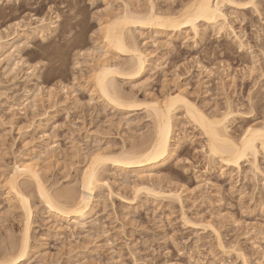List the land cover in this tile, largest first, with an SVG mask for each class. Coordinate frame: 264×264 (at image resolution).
I'll return each mask as SVG.
<instances>
[{"label":"rangeland","instance_id":"374dc122","mask_svg":"<svg viewBox=\"0 0 264 264\" xmlns=\"http://www.w3.org/2000/svg\"><path fill=\"white\" fill-rule=\"evenodd\" d=\"M149 1L158 13H175L187 2ZM149 1L0 0V45L18 48L11 63L4 60L7 49L0 54V256L18 247L24 225L8 192L12 169L31 163L51 192L79 191L92 155L137 149L151 136L152 119L141 102L164 103L179 89L208 116L230 106L228 134L236 140L246 127L264 123L262 0L257 12L224 10L242 48L233 34L201 26L195 40L188 30L133 31L137 47L152 56L138 78L114 84L139 108L114 109L99 99L96 59L105 50L110 63L127 64L126 56L105 47L101 30L124 2L145 13ZM14 60L21 63L13 72ZM174 114L172 153L143 182L161 197L144 191L135 197L134 174L107 164L100 179L108 187L95 191L92 214L80 226L49 215L32 182L21 178L32 215L31 248L20 264H243L238 253L248 264H264V157L258 156L257 176L247 162L240 172L222 167L207 158L205 140L184 110Z\"/></svg>","mask_w":264,"mask_h":264},{"label":"bare ground","instance_id":"6f19581e","mask_svg":"<svg viewBox=\"0 0 264 264\" xmlns=\"http://www.w3.org/2000/svg\"><path fill=\"white\" fill-rule=\"evenodd\" d=\"M150 2L152 1H149L148 5L150 4ZM193 2H198V0H187L184 5H181V9L177 10L178 12L176 11L175 13L171 11V13H158V10L155 11L154 9L155 6L153 7V5H151L152 3L148 6V8H146L147 11H145V13H140L138 11L134 12L131 11L128 8L127 4H124V2L121 13L113 15L111 18L109 17L110 19H108L106 27L104 26L103 28V26H101L103 28L101 30V32L103 31L102 43L104 42L105 47L109 51H112L120 56H126L127 64H125L126 66L122 65L123 68L125 67L123 69L122 66L120 67V65H116V63H110L106 58V54L108 53V51L104 50V53H102V55H100V57L96 59V64L94 67L95 69L93 70V91H96V93H98L100 97L99 99H101L102 102L114 109L123 108V110L128 109L129 111H134L135 109L139 108V105L144 106V108L148 110V114H150V116H148L152 119V134L144 143L137 147V149L132 148L125 151L122 150L118 153L101 152V154L97 153L95 155H92L88 166L85 168L82 174L81 180L79 182L80 189L77 192L74 190L63 189L53 193V191L51 192L49 188L45 186L44 181L40 177L39 171L35 168L36 165L34 166L31 163H23L21 166H15L8 176L7 186L8 192H10V194L14 196L15 202L17 201L16 203L18 204L19 209L23 214L22 216L24 217V225L22 227L23 230L18 247L14 246L16 248L14 249L12 246L13 249H11V251L6 252L5 255L2 254V256H0V262H4V264H10L12 260H17V264H20L23 259L29 256L28 254L31 248L29 242V227L31 225L30 222L32 207L29 202L30 200H28V197L24 195L25 193H23L24 189L21 190V178L27 179L28 181L32 182V184L35 186L34 189L36 191V196L39 198V201L43 204L49 215L59 219L60 221L66 223L72 222L80 226H84L85 222H87L88 220L89 215L92 214L91 211H93L92 207L94 204L93 201L95 199V191L104 185L102 183V180L100 179V173L103 172V167H107V164L111 165L114 170L120 173H125L126 175L134 174L133 176L136 178V180H138L131 187V191H133L132 194L135 197L138 196L142 191L147 193V195H152L155 198L163 196L164 193L162 191H156L154 190V188H150L148 186L149 184L145 186L143 182L144 180H149V182L152 181L153 169L159 165H162L172 153L171 146L173 143L175 131L174 112L178 107L184 110L186 116L192 122L194 127L198 128V130L200 131V135L203 136L205 140L203 148H205V153L209 160H217L222 167H226L230 170H236V172H240L241 164L243 162H247L249 164V170L254 176L262 173L260 172L261 170L259 169L257 160L259 155L264 157V147L259 146L258 137L256 136V134L264 131V123H262V125L260 124L257 127H246L243 134L239 136L238 140H236L228 134L229 120L232 116L234 117L235 115H233L230 106H228V108L226 107L227 109L222 113H215L216 115L213 114L211 116H208L207 114H204L201 109L197 108L190 100H188L187 97L184 96V92H182L181 90L179 91V89L172 95L169 94L166 99H164V103H160V101L156 102L155 99V101L153 102H148L149 104L147 102H144L145 104L141 105L143 103L141 102L140 104L138 103L139 105H137L136 103H134V101L136 102V100H134L133 97V99H131L130 97L122 96L121 94H119L120 92H118L114 84L116 83V79H136L143 72H145L148 67L149 55H152L151 53L148 54L146 50L143 51L137 47L134 42V37L132 36V32L135 30L139 32L144 29H151L156 31V33H162L163 31L179 33L182 32V30H188L192 35V39L195 40L197 37H199V27L201 26V28L204 27L203 29L211 28L217 34H233L234 38L238 40L240 47H243L244 44L240 42V37L232 32L233 29H231V25H229L228 15L226 14L227 11L225 9L230 8L238 11L255 9L254 11L257 12V8L255 7L257 2L256 0H219L221 4V12L227 17L226 21H223L220 18H217L215 22L209 20H197L195 30H193V27L190 24L175 23V21L179 20L181 17L187 14L186 9ZM224 10L226 12H224ZM125 18L128 21L137 22L121 23L125 20ZM161 18L166 22L169 20H171V22L166 23L165 26H160ZM38 23L39 26H41L40 29L45 28V23L43 20L40 19ZM53 24L54 23L52 22L48 23L47 25L48 27L53 28L55 26ZM221 27H223V31H220ZM35 28L36 30L38 29V27ZM45 30H47V27ZM2 41L3 38L0 37V43ZM12 41L14 42V40ZM5 43H3L4 45H0V54L1 52H3V50L5 51V49H7V55L4 54L5 58L2 57V59L4 58V60H8L7 62H10V60L14 58L13 54L18 53V48L12 46L13 43H10V41H8L6 44ZM19 63H21V60H14L12 62L13 72L15 69H18ZM98 79L102 81V86L97 82ZM113 101L116 102L114 103ZM165 125L166 130L162 135L161 129ZM202 125H206L208 130L206 131L205 127ZM214 125H217L215 129ZM249 128L253 130L252 133H249V138L257 139V144L255 145L257 151L255 153L251 151L247 152L245 154V158L239 160L238 163L226 162L234 159V150L231 145L243 141L244 134L248 132ZM213 130L217 132L222 141H225L224 143L217 142L216 146L221 154L216 156L210 155V134ZM229 141L231 143H228ZM93 157H98V159L94 161ZM86 185L89 186L87 190ZM104 186L108 187L107 185ZM169 196H173L174 198H176V200H179V197L176 195V193H173ZM21 197H23V199H21ZM134 199H130L129 201L127 200V202L130 203ZM49 200L53 202L54 206L52 208L48 206ZM212 232L217 236V232L214 229H212ZM217 239L219 238L217 237ZM221 243L222 242L219 243V248L223 251L224 249ZM21 249H23L22 257H20ZM237 256L241 259L242 263L245 264V261H247L246 257L242 253H238Z\"/></svg>","mask_w":264,"mask_h":264},{"label":"snow or ice","instance_id":"6c2138e0","mask_svg":"<svg viewBox=\"0 0 264 264\" xmlns=\"http://www.w3.org/2000/svg\"><path fill=\"white\" fill-rule=\"evenodd\" d=\"M215 5V6H213ZM241 6H248V5H241ZM254 6V5H252ZM187 14L183 17H181L179 20L175 21L176 24H183V23H187L192 25L193 30L196 29V21L197 20H209V21H213L215 22L217 20V18H220L223 21H226L227 17L225 14H223L221 12V4L219 2V0H198V2H193L192 4H190L188 6V8L186 9ZM130 22H137V21H128L126 18L124 21H122L121 23H130ZM171 20L169 21H164L162 18L160 19V26H165L166 23H170ZM223 27L220 28V31H223ZM118 43V41H117ZM98 83L101 84L102 86V81H100L99 79L97 80ZM114 103L116 101H113ZM205 127V130L207 131V126L206 125H202ZM215 127H217V125H214V129ZM166 130V125L164 127H162L161 129V134L163 135L164 132ZM253 130L251 128L248 129V132L244 134V139L243 141L237 143V144H232V148H233V155H234V159L231 161H226L229 163H238L239 160L244 159L245 158V154L249 151L255 153L257 151L255 145L257 144V139H250L249 138V133H252ZM256 136L258 137V144L261 147H264V131L259 132L256 134ZM217 142L220 143H224L225 141H222L220 136L217 134V132L215 130H213L210 134V155L212 156H216V155H220L221 153L218 151L217 148ZM228 143H231L230 141ZM98 157H93V160H97ZM26 171V170H25ZM89 186L86 185V190ZM21 199H23V197H21ZM48 206L50 208H52L53 202L51 200H49L48 202ZM233 251H235V248L232 249ZM23 256V249H21L20 251V257ZM0 264H4V262H0ZM10 264H17V260H12L10 262ZM245 264H247V261H245Z\"/></svg>","mask_w":264,"mask_h":264}]
</instances>
